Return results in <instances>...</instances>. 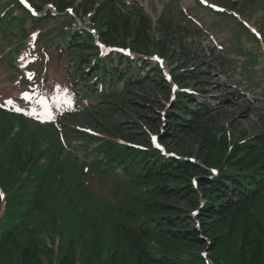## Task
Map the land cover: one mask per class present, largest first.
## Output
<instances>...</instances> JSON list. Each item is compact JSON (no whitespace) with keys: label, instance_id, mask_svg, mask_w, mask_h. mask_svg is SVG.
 I'll use <instances>...</instances> for the list:
<instances>
[{"label":"rangeland","instance_id":"1","mask_svg":"<svg viewBox=\"0 0 264 264\" xmlns=\"http://www.w3.org/2000/svg\"><path fill=\"white\" fill-rule=\"evenodd\" d=\"M7 1L15 0L0 1L4 21L0 26L7 36L0 43V222L15 226L21 239L35 244L43 264H132L133 257L117 239L113 225L121 218L119 205L126 199L122 185L128 180L127 174L122 167L111 170L108 159L98 152L87 153L79 143L68 144L65 138L61 148L50 132L51 126L47 127L50 134L39 132V120L50 123L58 118L64 124V115L71 113L68 117L75 129L116 140L120 137L114 131L124 136L148 133L151 138L157 136L173 155L184 158L188 154L203 156L206 151L200 145L201 137H219L218 128L234 136L260 134L264 129V0H233L239 1L234 8L226 6L225 0H202L204 9L200 0H117L121 12L137 8L151 21V52L132 54L147 59L152 66L141 72L149 74L135 90L139 95H128L121 105L101 103L109 114L105 117L80 110L84 101L73 110V99L63 96L64 90L51 91L46 103L38 100L26 113L21 110L13 98L18 89L12 87L13 78L8 73L12 62L21 67L20 59L28 54L18 49L17 55L12 52L13 58L2 60L1 56L10 51L5 43L12 47L14 38L20 36L9 33L17 32L25 21L28 32H46L58 27L62 18L52 11L51 4H43L44 0H26L36 9L43 6L44 12L49 10L53 16L41 28L30 29L31 18L24 6H13L17 20L7 21L6 8L12 7ZM82 1L75 0L77 5ZM213 8L225 13L213 14ZM166 11L173 30L157 22ZM80 21L88 25V17ZM188 29L199 32L192 34ZM19 40L35 42L32 36ZM156 41L166 56L174 52V59L152 53L157 51ZM155 57L163 60L160 67L164 79L169 81L170 73L182 79L184 88L202 86L194 101L209 102L214 109L207 121H201L209 125L207 128L194 133L170 132L164 125L172 97L152 82L153 76L161 75L154 68L160 63ZM194 76L201 83H194ZM170 92L174 94L172 89ZM160 201L182 206L177 199Z\"/></svg>","mask_w":264,"mask_h":264},{"label":"trees","instance_id":"2","mask_svg":"<svg viewBox=\"0 0 264 264\" xmlns=\"http://www.w3.org/2000/svg\"><path fill=\"white\" fill-rule=\"evenodd\" d=\"M9 2L12 1L5 3ZM45 3L53 4L61 23L46 32L39 31L28 57L20 59L21 67L12 62L9 68L12 87L18 89L13 98L22 109H32L38 100L46 103L51 91L64 90L63 96L73 99V110L84 101L80 110L105 117L109 114L101 103L121 105L128 95H139L135 90L149 74L141 72L151 67V62L121 51L104 56L98 45L129 50L136 55L151 52V21L139 9L123 13L117 0H83L79 5L75 0H44ZM10 5L6 19L15 22L13 6L21 5L18 0ZM225 5L234 8L239 2L225 0ZM68 9L73 10L74 17L62 16ZM37 11H43V6L37 7ZM27 12L35 30L53 18L49 14L34 17ZM168 12L157 22L172 29ZM77 16L88 17L95 34L80 28L75 23ZM2 22L0 18V25ZM27 22L18 26L14 34L9 33L20 36L14 38L12 47L5 43L10 54L1 56L3 61L7 56L13 58L12 52L18 49L25 52L26 42L19 39L31 36L25 30ZM189 31L197 34L198 30ZM0 35L6 40L1 26ZM160 45L156 41L157 51L152 53L174 59V52L166 56L168 53ZM179 56L183 57L182 53ZM177 67L182 69L179 63ZM154 68L162 75L159 65ZM161 75L153 76L152 82L171 95V85ZM171 76L177 93L165 113L164 125L170 132L194 133L207 128L209 125L201 121H207L214 109L209 102L194 101L202 86L184 88L180 77ZM200 80L193 78L196 84ZM68 114L64 115V124L57 118L50 129L59 146H63L60 138L63 143L65 138L68 144L79 143L87 153L98 152L108 159L111 170L122 167L128 176L122 185L126 191L123 198L127 200L119 202L121 218L113 225L117 239L133 257L132 264H264V129L252 137L234 136L218 128L219 137H201L200 145L206 151L203 156L188 154L184 158L168 149L164 153L154 149L148 133L124 136L114 131L120 137L116 140L77 130ZM43 127L50 126L41 124L39 132L50 134ZM161 198L181 200L182 206L167 205ZM0 264L43 262L35 244L28 238L21 239L15 226L6 227L0 222Z\"/></svg>","mask_w":264,"mask_h":264}]
</instances>
